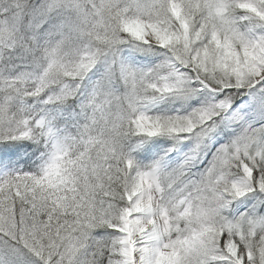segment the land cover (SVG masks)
Listing matches in <instances>:
<instances>
[{
  "label": "rangeland",
  "instance_id": "1",
  "mask_svg": "<svg viewBox=\"0 0 264 264\" xmlns=\"http://www.w3.org/2000/svg\"><path fill=\"white\" fill-rule=\"evenodd\" d=\"M210 1L209 3L213 4L212 14L216 17L215 23L218 26L216 28L206 24L196 29L189 28L186 26L187 21L183 20L180 26L182 31H177V27H174V34L169 36L173 32L165 34L152 29L142 21L124 24V32L131 42H127L120 49L119 59L120 61L138 60L140 64L146 61V69L140 71L139 79L148 86L146 90L151 89L148 97L141 94L136 103L129 102L132 93H129L128 98L124 97L127 104L125 110L130 111V105L134 110L136 106V109L140 110L137 119L142 118L148 121L146 122L148 124L157 125L159 130L155 136L145 138L141 134L144 124L139 125L138 120L135 121L141 142L132 145L131 151L146 148L150 158H156V160L151 165L144 164L142 169L135 165H132L134 167L132 168L130 164H127V174H124V180L119 186L126 193L121 197L126 208L117 218H113L105 225L110 227L109 230L112 232L110 235L114 237L115 245L118 246L112 252L114 256L112 264H131L127 251L131 239H134L133 252L139 264H264V236L260 246L261 255L258 251L260 257L251 253L253 247L250 245L243 247V258L238 257L240 247L235 240L228 234L221 236L222 229L229 232L244 221V218L239 219L236 225L233 221L240 216L238 213L242 209L248 208L245 222L252 224L257 215V209L264 204V190L261 185L252 186V172L245 160L239 159L237 166L234 165L240 175L230 178L225 171L228 158L225 154L228 148L219 147L218 152L213 154L214 148L218 145L214 135L218 132L219 125L237 132L238 144L242 145L244 157H247L246 150L253 149L255 154L256 152L260 154L264 148V76L259 78L264 72V0H241L237 9L238 13L230 17L224 15L225 0ZM79 8L80 3L76 0H47L37 11L29 13L34 28H44L43 30L46 31L54 27L53 33L59 32L60 37H68L67 41L58 40L57 42V51L65 46L69 48L68 53L44 54L45 57L36 58L34 63H29L32 65L31 71L26 75H33L37 69L44 66L46 69L49 66L42 84V92L47 95L46 99L49 101H63L71 98L72 94L84 92L85 86L90 84V80L86 79L82 89L80 85L72 86L73 84H67L62 80L69 78L66 75V67L69 68L68 66L74 64L78 54L76 47L71 48V44L76 43L73 42L76 39L84 38V35H81L84 30L77 25V21L69 25L63 22L58 23L55 18L58 15L64 17V12L70 9L77 14L75 18L77 20ZM55 9H58V14L54 13ZM1 10L2 5H0ZM171 11L172 17L177 19V9L173 7ZM14 16L0 21V36L6 35L10 38L11 31H16L19 17ZM39 18L40 21H38ZM182 19L185 18L182 17ZM61 25L66 28V32L63 30L62 33L61 30L64 27ZM140 31H142L141 34ZM145 35L152 37L155 42L146 41ZM11 37L10 44L13 40L21 44L28 42L22 36ZM50 37L53 35L46 34L43 39ZM44 44L49 43L44 42ZM150 47L157 49H150ZM164 47L174 48L179 54H183L188 63H185V58L183 62L189 68L179 64L164 51ZM24 48L26 49L25 46ZM90 52L89 56H91ZM92 54L95 56L96 51L92 50ZM104 54L102 57L112 55L110 51ZM97 58L98 56H95L96 60H93V57H90V62L98 61L99 58ZM191 59L193 64L189 62ZM83 60L82 57L75 64L78 63L84 67ZM91 66L93 68V65ZM197 69L199 72L208 73L210 81L215 82L218 78L232 79L236 85L235 89L246 88L247 90H244L245 94L232 106L227 105L226 101L217 100L218 93L222 91L215 90L202 82L196 75ZM61 75H63L62 78ZM58 77L62 81H57ZM256 81L258 83H255ZM26 82L32 85L34 92H38L37 82ZM245 84L249 85L245 86ZM252 85H254L253 88L248 89ZM191 87L192 98L198 97V110H195L192 116L175 119L172 123L165 124V127L159 121L151 120L146 116L156 111L187 109L183 102L186 97L184 92ZM14 116L17 114L12 115ZM55 118V115H52V109L49 110L44 106L36 107L27 119H22L24 122H22L21 134L12 139L10 147L0 151V164L11 157H16L12 154L17 144L25 140L37 143L41 139L45 143L42 150L43 171L51 172L62 182L68 175L76 176L84 182L86 177L81 173L85 168L81 162L76 173L67 169L71 162L69 155L77 151L74 147L76 139L72 135L60 136V132L55 130ZM209 122L210 129H205ZM117 124L119 127V123ZM192 124H196V127ZM78 129L82 130L81 125H78ZM195 129L198 133L192 135ZM95 135L94 147L96 151L100 150V153L91 154V159H85L81 154L79 160L85 159L86 164H93L89 166V171L101 167L109 168L110 163L112 168H115L116 162L124 156L123 151L119 150L122 140L111 138L109 135L98 133ZM159 138L164 140L158 141ZM84 149L85 147L79 151L84 152ZM82 152H76V155L79 156ZM203 164L206 165L199 172L198 168ZM135 168L138 170H134ZM132 170H134L133 174ZM198 176L202 178L200 182L196 178ZM116 182L117 180H113L112 184ZM144 185L151 194L152 216L156 220L150 235H141L139 231V224L143 219L138 215L137 207ZM11 187V192H8L12 193L19 204H23L20 207L28 204L27 209H30L32 205L29 200L36 202L29 196L35 192L34 184H31L29 188L19 182ZM170 215L172 223L169 221ZM14 220V217L10 218L5 213L3 206L0 207V264L2 259L8 256H13L12 264H36L34 263V260H37L36 256L40 259L39 255L35 256L36 246L33 242L24 240L31 237L32 231L24 234L20 230L22 226L17 229L11 228V223L17 227ZM31 221L30 219L29 226L32 224ZM117 223L118 228H113ZM34 228L33 225L32 229ZM252 242L255 241L250 238V244ZM44 254L49 256L46 252Z\"/></svg>",
  "mask_w": 264,
  "mask_h": 264
},
{
  "label": "trees",
  "instance_id": "2",
  "mask_svg": "<svg viewBox=\"0 0 264 264\" xmlns=\"http://www.w3.org/2000/svg\"><path fill=\"white\" fill-rule=\"evenodd\" d=\"M46 1L0 0V5H2L0 21L14 15V17L18 16L17 29L15 32L11 31L10 35L22 36L25 41H28L21 44L13 40L10 44L11 36L10 38L6 35L0 36V151L10 147L12 139L21 134L22 122H24L22 119H27L36 107L44 106L49 110L52 109V115L56 117L55 130L60 132V136L72 135L76 139V145H74L77 149L76 152H82L79 149L85 147L84 152L80 153L79 156L74 151L69 155L68 158L71 162L67 169L76 173L81 162L85 168L81 175L85 176L86 179L82 182L78 177L68 175L62 182V180L55 178L51 172L43 171L42 150L45 143L41 139L37 143L25 140L23 143L17 144L16 147L13 146L12 155L16 157H11L0 164V167L3 168L0 175V207L3 206L5 213L10 218L14 217L17 227L11 223V228L17 229L22 226L20 230L24 234L32 231L31 237L24 240L27 242L29 240L36 246L35 252L37 253L35 256L39 255L40 259L36 256L37 260L34 258V263L112 264L114 258L112 252L118 246L115 245L114 237L110 235L112 233L109 230L110 227L105 225L113 218H117L119 213L126 208L124 200L121 199L126 193L119 186L124 180V174H127V164H130V167L135 165V167L142 169L144 164L151 165L156 160V158H150L146 148L141 151H131V146L138 143L139 140L135 120L140 110H137L136 106L133 110L130 105V111H126L127 104L124 97L132 93L129 102L136 103L139 100V95L148 97L151 89L146 90L148 86L139 79L140 71L146 69V61L141 62L144 64L141 65L138 60L123 59L120 61L119 59L120 49L127 42H131L124 32V24L142 21L152 29L165 34L173 32L169 36L174 34V27H177V31H182L180 26H182L183 20L187 21L186 26L189 28L196 29L203 24L216 28L218 26L215 23L216 17L212 14L213 4L209 3L210 0H76L80 3L77 20L75 19L77 14L71 12L70 9L64 12V17L58 15L55 18L58 23L63 22L69 25L77 21V25L84 30L81 33L84 38L82 40L76 39L73 41L76 43L71 44V48L76 47L78 54L75 62L72 61L74 64L68 66L69 68L66 67V75L69 78L62 80L67 84H73L72 86L80 85L82 89L86 79L90 80V84L85 86V93L72 94L71 98L63 101H49L46 99L47 95L42 92L43 77L47 74L49 66L46 69L45 66L37 69L33 75H26L31 71L32 65L29 63H34L36 58H42L44 54L52 55L56 52L66 54L69 52V48L65 46L57 51L58 40L67 41V36L60 37L59 32L53 33L54 27L46 31L43 30L44 28H34L30 20L29 13L37 11ZM240 4L241 0H225L224 15L230 17L237 14ZM191 5L193 9L190 7ZM173 7L177 9V19L172 17L171 9ZM55 10L54 13H57L58 9ZM63 30L66 32L65 27L61 30L62 33ZM46 34H51L53 37L45 40L43 38ZM44 42L49 44L46 45ZM170 48L164 47V51L177 60L179 64L185 66V63L188 62L183 54H179L176 49ZM150 49L157 48L150 47ZM92 50L96 51L95 56L99 58L96 62H90V57L96 60ZM89 51H91V56H89ZM107 51H110L112 55L102 57ZM82 57L84 58L82 61V65L85 63L84 67L78 63L75 64ZM189 62L193 64L192 59ZM89 63L93 65V68ZM196 75L213 89L223 90L218 95L217 100L226 101L227 105L232 106L245 94L244 89H235L236 85L232 79L218 78L215 82L210 81L208 80V73L199 72L198 69ZM62 80L58 77L57 81ZM26 81L37 82L38 92H34L32 85ZM248 83L250 84V82ZM249 84H245V86ZM191 91L192 87L184 92L186 97L183 102L187 109L183 111L180 109L156 111L146 116L151 120L159 121L163 127L175 119L192 116L194 111L198 110V97L192 98ZM15 113L17 116L12 117ZM117 123H119V127ZM78 125H81L82 130L78 129ZM192 126L196 127V124H192ZM209 126L210 122L207 123L205 129H210L211 126ZM217 131L214 138L218 145L214 148L213 154L218 152L219 147L228 148L227 154H225L226 158L228 157L225 166L228 177L233 178L240 175L235 167L239 159L245 160L252 172V186L261 185L264 190V148L260 154L256 152L257 155L253 149L246 150L247 157H244L242 145L238 144L237 132L227 130L220 125L217 127ZM97 133L122 140L123 147L122 145L119 146V150L123 151L124 156L116 162L115 168H112L110 163L109 168L101 167L89 171V166L93 164H86L85 159H91V154L100 153V150L96 151L94 147L96 143L94 137ZM196 133H198L197 129L192 132V135ZM261 138L263 139V137ZM162 140L164 138L158 139L161 142ZM130 142L133 143L130 144ZM124 147L125 149H122ZM81 154L85 158L83 161L79 160ZM77 156L78 159L76 160ZM205 165L200 166L198 171L200 172ZM133 166L132 168H134ZM134 170L138 169L135 168ZM134 170H132V174ZM200 177L202 176L200 175ZM196 178L199 182L202 180L199 176ZM113 180H117V182L112 184ZM19 182L29 188L31 184L36 186L35 192L29 195L33 200H36V202L29 200L32 205L30 209H27L28 204L20 207L23 204H19L13 198L12 193L8 192H11L10 189L14 183ZM119 202L123 203L120 204ZM247 210L248 208L242 209L238 213L240 216L233 220L235 225L239 219L244 218V221L229 232L221 228V236L228 234L230 238L235 240L237 246L240 247L239 258L244 257L243 247L250 245L253 247L251 253L260 257V246H262L264 236V204L257 209V215L251 225L245 222ZM30 219L32 220L31 226H29ZM169 221L172 223L171 215ZM118 223L114 224L113 228H118ZM33 225L35 226L34 229H32ZM250 238L255 242L250 244ZM258 251L260 252L259 255ZM45 252L50 257L46 256ZM17 255L20 254L17 253ZM26 257L30 258L28 255ZM46 258L48 260L43 262ZM12 259L13 256L5 257L1 264H12Z\"/></svg>",
  "mask_w": 264,
  "mask_h": 264
},
{
  "label": "bare ground",
  "instance_id": "3",
  "mask_svg": "<svg viewBox=\"0 0 264 264\" xmlns=\"http://www.w3.org/2000/svg\"><path fill=\"white\" fill-rule=\"evenodd\" d=\"M139 33L141 34L142 31H140ZM144 37L145 40L148 42H155V40H153V38L148 35H145ZM263 76H264V72L261 73L259 78H262ZM145 128L146 127H144V130ZM150 198H151V194L147 191L144 185L141 190L140 203L138 204L137 207V213L143 219L142 222L139 224V231L141 235H150L156 223L155 217L152 216L153 207ZM133 243H134V239L129 240L127 247V251L129 253L128 256H130L131 264H139L138 258L134 255L133 252V248H134Z\"/></svg>",
  "mask_w": 264,
  "mask_h": 264
},
{
  "label": "water",
  "instance_id": "4",
  "mask_svg": "<svg viewBox=\"0 0 264 264\" xmlns=\"http://www.w3.org/2000/svg\"><path fill=\"white\" fill-rule=\"evenodd\" d=\"M255 83H258V81H256ZM254 86V85H253ZM253 86H251V87H253Z\"/></svg>",
  "mask_w": 264,
  "mask_h": 264
}]
</instances>
